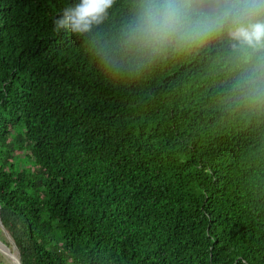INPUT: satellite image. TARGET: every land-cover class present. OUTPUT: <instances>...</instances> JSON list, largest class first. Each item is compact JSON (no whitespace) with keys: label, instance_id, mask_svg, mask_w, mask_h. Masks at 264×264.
<instances>
[{"label":"trees","instance_id":"obj_1","mask_svg":"<svg viewBox=\"0 0 264 264\" xmlns=\"http://www.w3.org/2000/svg\"><path fill=\"white\" fill-rule=\"evenodd\" d=\"M77 2L0 0V241L23 264H264V102L236 88L264 52L225 33L140 67L138 0L56 31Z\"/></svg>","mask_w":264,"mask_h":264},{"label":"clouds","instance_id":"obj_2","mask_svg":"<svg viewBox=\"0 0 264 264\" xmlns=\"http://www.w3.org/2000/svg\"><path fill=\"white\" fill-rule=\"evenodd\" d=\"M113 3L79 0L61 10L55 30L90 34L107 19ZM225 33L235 52H264V0H138L123 30L121 51L124 59L143 67ZM236 88L246 101L264 102V64L242 77Z\"/></svg>","mask_w":264,"mask_h":264},{"label":"rangeland","instance_id":"obj_3","mask_svg":"<svg viewBox=\"0 0 264 264\" xmlns=\"http://www.w3.org/2000/svg\"><path fill=\"white\" fill-rule=\"evenodd\" d=\"M4 231V230H3ZM4 233H5V235H7L6 234V232L4 231ZM7 240L9 241V243H10V245H8V246H11V247H9V248H13V245H12V243H11V238L9 237V235H7ZM6 244H4L3 242L2 243H0V264H14V262L12 261V259H11V257L9 256V255H7L8 254V250L6 251L5 249H4V247H6L5 246ZM6 254H5V253ZM14 253H16L15 251H14Z\"/></svg>","mask_w":264,"mask_h":264},{"label":"water","instance_id":"obj_4","mask_svg":"<svg viewBox=\"0 0 264 264\" xmlns=\"http://www.w3.org/2000/svg\"><path fill=\"white\" fill-rule=\"evenodd\" d=\"M0 227L3 228L1 218H0ZM3 229H4V228H3ZM0 243H2V242L0 241ZM11 243H12V245H13V248H12V249L5 245L6 248H7V250L9 251V253H8L7 255H9V256L11 257L12 261L14 262V264H23V263L21 262L20 256L18 255V249H17V247H16V245H15V243H14V241H13L12 239H11ZM14 251H15L16 253H14ZM4 253H5V252H4ZM5 254H6V253H5Z\"/></svg>","mask_w":264,"mask_h":264},{"label":"bare ground","instance_id":"obj_5","mask_svg":"<svg viewBox=\"0 0 264 264\" xmlns=\"http://www.w3.org/2000/svg\"><path fill=\"white\" fill-rule=\"evenodd\" d=\"M4 249L7 251V248L6 247H4ZM9 253V252H8Z\"/></svg>","mask_w":264,"mask_h":264}]
</instances>
